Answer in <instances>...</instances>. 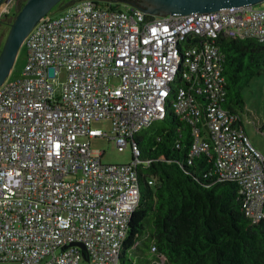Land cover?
<instances>
[{"label":"built area","instance_id":"2783aa9c","mask_svg":"<svg viewBox=\"0 0 264 264\" xmlns=\"http://www.w3.org/2000/svg\"><path fill=\"white\" fill-rule=\"evenodd\" d=\"M23 1L0 0V21ZM221 35L264 40V7L163 16L75 0L34 26L22 76L0 86V262L119 264L140 200L135 135L169 110L191 127L188 162L207 155L245 215L264 218V154L225 105ZM107 119L113 136L93 126ZM103 136L133 160L104 163L91 147Z\"/></svg>","mask_w":264,"mask_h":264},{"label":"trees","instance_id":"16d2710c","mask_svg":"<svg viewBox=\"0 0 264 264\" xmlns=\"http://www.w3.org/2000/svg\"><path fill=\"white\" fill-rule=\"evenodd\" d=\"M216 43L225 53V105L242 112L243 89L264 74V40L221 35ZM156 121L159 127L153 123L135 135L140 200L119 264H264V218L253 223L245 215L238 185L218 180L207 155L188 162L192 135L187 122L172 110Z\"/></svg>","mask_w":264,"mask_h":264},{"label":"rangeland","instance_id":"374dc122","mask_svg":"<svg viewBox=\"0 0 264 264\" xmlns=\"http://www.w3.org/2000/svg\"><path fill=\"white\" fill-rule=\"evenodd\" d=\"M75 0H63L58 5H56L47 16H58L65 4ZM110 2L119 3H135L139 6H144V4L139 3L135 0H106ZM257 8L264 7V1L254 5ZM16 11L13 13L15 14ZM8 32V26L3 24L0 26V36L2 35V43L4 44L6 35ZM2 44V47H3ZM1 47V48H2ZM1 51V49H0ZM27 63V48L23 44L15 60L14 66L11 73L7 77V80L16 79L22 76ZM67 78V72L62 69L60 74L56 78L55 90L57 93H61L63 83ZM118 82L117 79L113 80ZM243 99L245 105L243 106V111L241 112L243 125L250 136L252 142L263 152L264 154V74L256 76L250 83L249 86L243 89ZM161 121H155L154 127H159ZM94 127L102 128L108 133L109 136H113L112 122L111 120H102L93 123ZM150 128V127H149ZM109 136L96 137L91 140V147L93 150L100 152L104 151L102 156V161L104 163L111 164H123L130 163L133 160L132 147L129 145L125 150L120 151L115 142L109 138ZM165 261H163L164 263ZM0 264H18L12 261L0 262Z\"/></svg>","mask_w":264,"mask_h":264},{"label":"water","instance_id":"95a60500","mask_svg":"<svg viewBox=\"0 0 264 264\" xmlns=\"http://www.w3.org/2000/svg\"><path fill=\"white\" fill-rule=\"evenodd\" d=\"M63 0H24L8 21V32L0 51V86L6 81L14 66L21 46L34 26ZM144 4V11L153 15H178L195 12H210L235 6L255 5L264 0H135ZM71 2H68V4ZM137 5L135 3H132ZM139 6V5H138ZM84 250L82 242H76Z\"/></svg>","mask_w":264,"mask_h":264},{"label":"crops","instance_id":"0c3cea01","mask_svg":"<svg viewBox=\"0 0 264 264\" xmlns=\"http://www.w3.org/2000/svg\"><path fill=\"white\" fill-rule=\"evenodd\" d=\"M18 8H14V9H12V12H11V14H9L7 17H5L4 19H2L1 21H0V26L1 25H3V24H5V25H7L8 26V21H9V19H10V17L11 16H13L14 14V12L17 10ZM2 35L0 36V49H1V47H2Z\"/></svg>","mask_w":264,"mask_h":264}]
</instances>
